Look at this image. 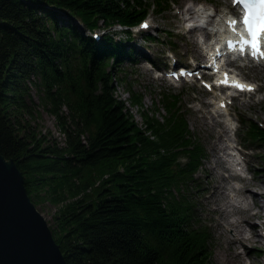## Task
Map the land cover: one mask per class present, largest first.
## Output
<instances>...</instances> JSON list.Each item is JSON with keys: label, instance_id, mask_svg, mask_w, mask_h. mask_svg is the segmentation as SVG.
<instances>
[{"label": "trees", "instance_id": "1", "mask_svg": "<svg viewBox=\"0 0 264 264\" xmlns=\"http://www.w3.org/2000/svg\"><path fill=\"white\" fill-rule=\"evenodd\" d=\"M152 5L161 13L169 1L0 0V153L36 207H56L49 226L65 264H211V229L193 195L206 149L181 93L162 94L159 119L132 92L139 125L114 92L119 65L137 54L131 29ZM30 85L62 143L30 125ZM245 126L244 140L264 145V128Z\"/></svg>", "mask_w": 264, "mask_h": 264}, {"label": "rangeland", "instance_id": "2", "mask_svg": "<svg viewBox=\"0 0 264 264\" xmlns=\"http://www.w3.org/2000/svg\"><path fill=\"white\" fill-rule=\"evenodd\" d=\"M168 1L169 6L161 13L154 12L152 5L144 23L140 27L136 26L131 29L132 39H130L128 44L134 48L137 54L134 60L129 61L125 59L119 65L117 76H123L124 79L114 82V92L118 98L125 101L126 107L139 125L142 123L141 108L130 103L129 98L132 92L141 96L143 110H148L150 114L154 113L159 119L166 114L165 109L161 105L162 94L181 93L182 106H185L184 114L187 123L190 129L200 138L206 149V157L202 161L201 169L196 175L198 189L193 190V195L198 203L197 210L200 213L201 219L206 221L211 229V264H222V262L218 261V253L224 251L223 246L227 245V241L220 236V230L216 229L218 228L217 218L219 214L213 211L215 205L213 203L210 205L204 203L205 198L209 195V192L205 189L208 185V176L205 171L211 155V141L216 131L211 126L212 119H221L225 123L227 122L226 130H228L227 133L230 137V143L234 147L235 145L238 146V149H235L240 152L236 158L241 160L242 157H249L250 159L251 166L249 169H247V165L244 163L238 165L240 168L239 174L248 179L255 176L258 183L264 182V145H252L244 140L247 137V128L245 125L248 124V120L254 121L264 128V68L255 70L252 66L244 65L236 70L242 79L251 82L258 88L254 93H241L236 97L232 96L235 94V91H226V89L225 91H221L219 88H212L214 79H211V81L203 85L198 80V74L196 73L192 77L180 80H174L169 75L159 77V74L154 70L157 66L165 65L170 67L173 65V62H181L191 66V63L196 60L203 63L206 62V57L201 54L203 47L206 49V44L200 49L190 39L193 37L196 40L199 39L200 42L201 40L205 41V39H208L206 41L208 42L213 37H216H207L205 33H201L198 30L186 32L189 21L184 20L188 15L183 16L181 14L184 7L191 5L194 10L208 8L210 10L209 12H211V8L216 6H219L220 10L223 11H226L224 9L229 7V4L224 0ZM196 15L194 13L192 23L199 22L197 21L199 18ZM209 27L211 28L212 26L210 25ZM120 28L121 26H115L112 30L117 32L115 34L116 37L123 38L125 35L120 33ZM97 31L99 33L104 32L101 30ZM142 31L149 32L155 38L153 40H144L141 37ZM146 58L155 62L156 66H153ZM177 67L174 66L172 70H175ZM30 93L33 104V117L30 120V125L36 131L40 130L43 133H49L51 138H55L57 142L62 143L63 136L55 124V118L42 108L37 90L33 85H30ZM221 98L226 100L225 103H227L228 110L225 111V108H220L221 117L212 118L211 114L215 112L214 108H217V102ZM240 119L244 122L240 123ZM222 173L227 175L226 171H222ZM100 180H96L91 185V188L89 187V192L99 185ZM231 183L232 185L236 184L235 180H232ZM253 191L263 196L260 199L264 207V185H255ZM237 201L234 203L236 204ZM243 203H250V199L246 198ZM37 209L43 214L48 223L52 221V214L56 209L54 205L49 202H43L37 205ZM229 209L231 210L232 207ZM262 214L261 219H264V209L262 210ZM237 216V213H233L228 219L234 220ZM256 221L260 225V228H262L260 232L263 233V237L261 235L259 242L247 241V244L245 243L248 247L247 253L249 254L247 262L251 261L253 264H264V224L261 225L259 219ZM223 231H225V234H232L230 228H223ZM242 249V247H239L237 251H241Z\"/></svg>", "mask_w": 264, "mask_h": 264}, {"label": "bare ground", "instance_id": "3", "mask_svg": "<svg viewBox=\"0 0 264 264\" xmlns=\"http://www.w3.org/2000/svg\"><path fill=\"white\" fill-rule=\"evenodd\" d=\"M209 11L210 10L208 8H203V10H194L193 6L191 5L184 7V9L181 11V14L183 16L186 14L189 15V18L186 17L184 20L188 21L192 19L194 17V13H196L197 18H199L197 21H207L204 28L193 26L187 29L186 32L198 30L201 33H205V36L207 37L216 36L218 38L220 37L221 32L225 33L226 30L231 28L230 22L232 19L229 15L232 12L231 9L228 11L222 10L221 12L215 13L213 16H211V12ZM210 25L212 27L209 29ZM190 40L201 49L204 44H206L208 39H205L203 43L202 40L200 42L199 39L198 41L193 37ZM211 42L212 39L210 40V43ZM209 44L207 42L206 46ZM203 52L204 47L201 50L202 55L205 54ZM203 64H205V62L203 63L201 61L199 62V60H196L192 63V65H194L192 67H194V69L204 68ZM259 65L261 66L257 67L255 65L252 67H254L255 70L264 68V64ZM220 78L226 79L225 81L227 84L233 85L236 83L235 81L240 80L243 82V85L251 86V89L244 87L243 90L236 91L234 97L241 93H252L256 88V86L251 82L240 78L238 73L222 71V76ZM219 80L220 79L216 80V84L220 83L221 80ZM225 101L226 100L222 98L218 100V106L217 108H214L215 112L211 114L212 118L221 117L220 108H225V111L228 110L227 103H225ZM226 123L221 119H212L211 126L215 128L216 131L211 141L212 150L205 171L208 176V185L205 189H207L209 195L205 198L204 203L206 205H210L211 203L215 205L213 211L216 214H219L217 218L218 228L216 229L220 230V236L227 241V245L223 246L224 251L218 253V261L222 262V264H253L251 261L247 262L249 254L247 253L248 247L245 245V243L247 244V241L259 242L261 235L263 237V233L260 232V229L262 228H260V225H258L256 221L259 219L260 224H264V219H261L263 216L262 210L264 207L260 199V197L263 198V196L258 195L255 191H253V187L255 185L260 186V184L264 185V182L258 183L255 176L248 179L236 172V169L239 167L238 165L244 163L247 165V169H249L251 162L249 157H242V159L239 160L231 153L234 145L230 143V137L227 133L228 130H226ZM235 148L238 149V146L235 145ZM230 158L236 159V163L233 164V159ZM222 171H226L227 175H224ZM232 180H235V185H232V183L230 184ZM246 198L250 199V203H243ZM237 199L239 200L237 201ZM235 201H237L236 204L234 203ZM230 207H232L231 210L229 209ZM233 213H237L238 216L234 220H229L228 218ZM223 228H230L232 230V234H225ZM239 247H242L243 249L241 251H237Z\"/></svg>", "mask_w": 264, "mask_h": 264}, {"label": "water", "instance_id": "4", "mask_svg": "<svg viewBox=\"0 0 264 264\" xmlns=\"http://www.w3.org/2000/svg\"><path fill=\"white\" fill-rule=\"evenodd\" d=\"M0 264H65L15 162L0 153Z\"/></svg>", "mask_w": 264, "mask_h": 264}, {"label": "snow or ice", "instance_id": "5", "mask_svg": "<svg viewBox=\"0 0 264 264\" xmlns=\"http://www.w3.org/2000/svg\"><path fill=\"white\" fill-rule=\"evenodd\" d=\"M240 2L245 6L243 23L248 32V38H244L242 43L251 46L253 56L264 57V51L261 50V36L264 35V0H240ZM236 86L241 89L244 87L251 89L250 85L245 86L238 82Z\"/></svg>", "mask_w": 264, "mask_h": 264}]
</instances>
